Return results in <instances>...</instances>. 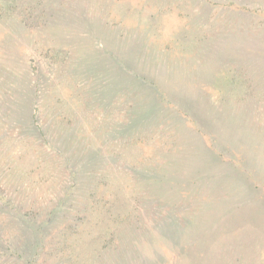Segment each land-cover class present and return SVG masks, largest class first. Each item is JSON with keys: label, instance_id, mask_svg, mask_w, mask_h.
Instances as JSON below:
<instances>
[{"label": "rangeland", "instance_id": "1", "mask_svg": "<svg viewBox=\"0 0 264 264\" xmlns=\"http://www.w3.org/2000/svg\"><path fill=\"white\" fill-rule=\"evenodd\" d=\"M0 264H264V0H0Z\"/></svg>", "mask_w": 264, "mask_h": 264}, {"label": "trees", "instance_id": "2", "mask_svg": "<svg viewBox=\"0 0 264 264\" xmlns=\"http://www.w3.org/2000/svg\"><path fill=\"white\" fill-rule=\"evenodd\" d=\"M9 248V247H8Z\"/></svg>", "mask_w": 264, "mask_h": 264}]
</instances>
